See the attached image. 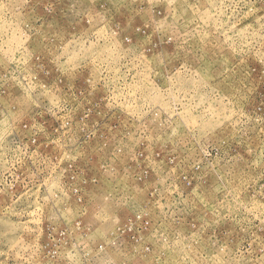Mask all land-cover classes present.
<instances>
[{"label":"rangeland","instance_id":"374dc122","mask_svg":"<svg viewBox=\"0 0 264 264\" xmlns=\"http://www.w3.org/2000/svg\"><path fill=\"white\" fill-rule=\"evenodd\" d=\"M0 264H264V0H0Z\"/></svg>","mask_w":264,"mask_h":264}]
</instances>
